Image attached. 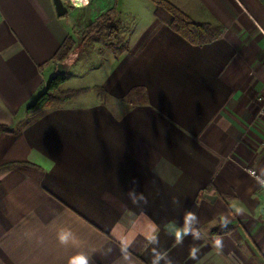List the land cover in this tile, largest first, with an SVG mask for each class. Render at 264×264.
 I'll return each mask as SVG.
<instances>
[{"label":"crops","instance_id":"0c3cea01","mask_svg":"<svg viewBox=\"0 0 264 264\" xmlns=\"http://www.w3.org/2000/svg\"><path fill=\"white\" fill-rule=\"evenodd\" d=\"M107 1L80 37L53 0H0V165L18 163L0 172V264H264L247 172L264 179V0H168L210 25L200 45L151 0ZM66 38L62 87L91 89L29 118Z\"/></svg>","mask_w":264,"mask_h":264},{"label":"trees","instance_id":"16d2710c","mask_svg":"<svg viewBox=\"0 0 264 264\" xmlns=\"http://www.w3.org/2000/svg\"><path fill=\"white\" fill-rule=\"evenodd\" d=\"M155 5L154 15L160 21L166 23L172 30L177 32L184 40L193 45H200L209 41L213 37L211 27L208 23L196 22L182 12L168 0H151ZM114 12V7L110 8L105 14L97 18V25H90L92 29L97 27L111 30L115 25L111 24L110 15ZM90 28L86 30L89 31ZM73 47V41L66 38L51 60L69 64V57ZM65 74L55 73L47 82L46 87L36 99L27 107V117H33L41 110L64 103L70 98L90 91L91 88L64 89L62 84L65 82ZM95 90H102L99 86L92 87ZM13 129L6 125H0V133H11ZM18 163L10 162L0 165V172L16 166ZM229 227L220 226L212 230V233L227 232Z\"/></svg>","mask_w":264,"mask_h":264},{"label":"rangeland","instance_id":"374dc122","mask_svg":"<svg viewBox=\"0 0 264 264\" xmlns=\"http://www.w3.org/2000/svg\"><path fill=\"white\" fill-rule=\"evenodd\" d=\"M77 1V0H76ZM109 4H112L113 0H108ZM107 1V2H108ZM64 4L68 7L67 12H66V17L73 23V31L78 34L80 37H82L80 33H82V31L84 30L85 26H87L86 24H88V22L90 21V19L92 18V16H95L99 11V9H101L102 6H100V4L98 6H96V8L93 7H88L86 9H81L78 10L74 9L68 2V0H63ZM151 3V2H150ZM101 4H102V0H101ZM95 6V5H94ZM125 26H131V23H125ZM80 42L82 39H79ZM79 43V41H77ZM74 48V46L72 47V49ZM75 70L72 69L71 70V74H70V78L73 79V74H74ZM73 81V80H72ZM71 81V82H72ZM89 81V80H88Z\"/></svg>","mask_w":264,"mask_h":264},{"label":"clouds","instance_id":"9594fccd","mask_svg":"<svg viewBox=\"0 0 264 264\" xmlns=\"http://www.w3.org/2000/svg\"><path fill=\"white\" fill-rule=\"evenodd\" d=\"M57 240L60 244H68L73 239V233L70 229L61 228L56 233ZM69 264H86V260L82 255L70 258Z\"/></svg>","mask_w":264,"mask_h":264},{"label":"built area","instance_id":"2783aa9c","mask_svg":"<svg viewBox=\"0 0 264 264\" xmlns=\"http://www.w3.org/2000/svg\"><path fill=\"white\" fill-rule=\"evenodd\" d=\"M101 0H83V2L81 3H77L75 0H68L69 4L74 8V9H84V8H88L91 5H97V2H99ZM259 100H261L262 102H264V95L259 97ZM248 174L253 177L254 179H256L257 181H259L262 185H264V179L261 178L258 174V172L255 169H247Z\"/></svg>","mask_w":264,"mask_h":264},{"label":"water","instance_id":"95a60500","mask_svg":"<svg viewBox=\"0 0 264 264\" xmlns=\"http://www.w3.org/2000/svg\"><path fill=\"white\" fill-rule=\"evenodd\" d=\"M53 4L58 16H63L67 12V7L63 0H53ZM69 69V64L63 62H57L56 72L59 74H65Z\"/></svg>","mask_w":264,"mask_h":264},{"label":"bare ground","instance_id":"6f19581e","mask_svg":"<svg viewBox=\"0 0 264 264\" xmlns=\"http://www.w3.org/2000/svg\"><path fill=\"white\" fill-rule=\"evenodd\" d=\"M76 1V0H75ZM79 2H83V0H78ZM77 2V1H76ZM79 2H77V3H79Z\"/></svg>","mask_w":264,"mask_h":264}]
</instances>
